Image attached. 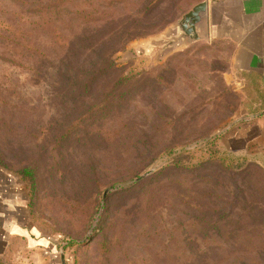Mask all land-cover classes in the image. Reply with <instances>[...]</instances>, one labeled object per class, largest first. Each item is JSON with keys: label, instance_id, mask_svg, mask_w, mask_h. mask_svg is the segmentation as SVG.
Instances as JSON below:
<instances>
[{"label": "rangeland", "instance_id": "1", "mask_svg": "<svg viewBox=\"0 0 264 264\" xmlns=\"http://www.w3.org/2000/svg\"><path fill=\"white\" fill-rule=\"evenodd\" d=\"M201 1L0 0V179L38 241L0 264H264L228 48L166 47Z\"/></svg>", "mask_w": 264, "mask_h": 264}, {"label": "crops", "instance_id": "2", "mask_svg": "<svg viewBox=\"0 0 264 264\" xmlns=\"http://www.w3.org/2000/svg\"><path fill=\"white\" fill-rule=\"evenodd\" d=\"M206 1V42L228 48L229 69L237 79L246 109V117L236 121L238 127L223 138V143L235 155H264V0ZM248 109L260 111L251 113ZM16 191L0 179V232L7 230V238L17 236L36 244L34 233L24 231L14 213L20 196Z\"/></svg>", "mask_w": 264, "mask_h": 264}, {"label": "water", "instance_id": "3", "mask_svg": "<svg viewBox=\"0 0 264 264\" xmlns=\"http://www.w3.org/2000/svg\"><path fill=\"white\" fill-rule=\"evenodd\" d=\"M208 3L203 0L193 5L176 22V27L180 34L175 38H170L166 42V47L182 43L190 45L195 42H206L208 39L207 29Z\"/></svg>", "mask_w": 264, "mask_h": 264}, {"label": "trees", "instance_id": "4", "mask_svg": "<svg viewBox=\"0 0 264 264\" xmlns=\"http://www.w3.org/2000/svg\"><path fill=\"white\" fill-rule=\"evenodd\" d=\"M249 110V112H251V113H257V112H259L260 110H251V109H248ZM264 111V110H263ZM223 142V141H222ZM230 153V152H229ZM232 154V153H231ZM241 159H243V160H246V156H239Z\"/></svg>", "mask_w": 264, "mask_h": 264}]
</instances>
